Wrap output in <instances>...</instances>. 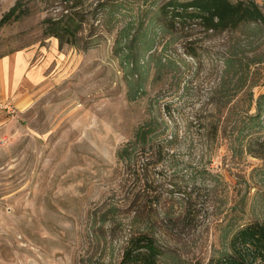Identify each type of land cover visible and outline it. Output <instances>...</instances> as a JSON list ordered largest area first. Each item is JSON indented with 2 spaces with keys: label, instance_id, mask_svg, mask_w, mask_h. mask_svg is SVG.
Here are the masks:
<instances>
[{
  "label": "rangeland",
  "instance_id": "1",
  "mask_svg": "<svg viewBox=\"0 0 264 264\" xmlns=\"http://www.w3.org/2000/svg\"><path fill=\"white\" fill-rule=\"evenodd\" d=\"M17 1L29 14L0 27V60L30 52L42 80L23 100L0 102V264H120L137 215L133 224L154 233L179 264H205L229 221H252L251 198L264 190V159L236 150L229 126L253 114L264 93L262 32L193 26L169 43L158 36L152 54L165 45L175 64L159 80L150 73L145 95L129 101L115 55L125 41H116L122 29L137 30L152 0H118L113 30L101 27L85 51L59 48L42 33V20L68 0L50 9L0 0V19ZM103 1L67 4L90 13ZM228 57L234 73L225 77ZM146 121L145 150L130 167L117 163V150ZM193 174L206 183H193L186 200L174 190L171 204L167 183Z\"/></svg>",
  "mask_w": 264,
  "mask_h": 264
},
{
  "label": "trees",
  "instance_id": "2",
  "mask_svg": "<svg viewBox=\"0 0 264 264\" xmlns=\"http://www.w3.org/2000/svg\"><path fill=\"white\" fill-rule=\"evenodd\" d=\"M36 1L50 9L58 0ZM69 1L58 2L61 10L42 20L43 35L56 39L59 48L71 45L83 51L87 50L99 36L97 34L101 27L108 32L113 30L112 21L123 10L118 0H104L92 12L81 13L68 6ZM149 4L137 30L131 34L122 29L116 41L117 45L120 40L125 41L121 48L115 50V55L122 68L129 101L145 95L144 87L150 73H153V81L159 80L165 69L175 64L174 61L168 62L164 56L167 52L165 45L164 51L157 57L152 54L158 36L169 37V43L178 33L193 26L213 34L248 28L255 31L254 34L262 32L264 35V1L262 6L256 0H152ZM28 14L26 1H17L0 19V27L10 21H19ZM185 54L190 58L195 57L194 52L188 49ZM232 59H223L225 77L234 73ZM254 109L253 114L247 112L242 118L229 123V126L235 123L230 135L234 138L236 150L246 149L249 154L264 159V93L255 100ZM150 125V121H146V124L135 130L132 140L117 150V163L130 167L138 154L137 150H145L152 133V129L148 128ZM260 175L264 182V170H260ZM186 179L176 183H167V180L162 182V186L167 183L166 188H171L168 195L171 204L175 197L172 194L174 190L177 195L183 193V199L186 200L190 196L186 191L192 190L193 183L207 181L202 177L197 180L195 174L187 176ZM155 188L157 191L160 189L158 186ZM250 210L253 214L251 222L229 221L220 230L219 248L212 251L205 264H264V190H259L252 196ZM134 221H139V215L131 223L133 226L125 239L126 247L120 264H179L178 257L166 252L155 239L154 233L141 230L133 224Z\"/></svg>",
  "mask_w": 264,
  "mask_h": 264
},
{
  "label": "crops",
  "instance_id": "3",
  "mask_svg": "<svg viewBox=\"0 0 264 264\" xmlns=\"http://www.w3.org/2000/svg\"><path fill=\"white\" fill-rule=\"evenodd\" d=\"M33 61L34 54L30 52L0 60V102L13 96L23 100L24 93L41 83L42 69Z\"/></svg>",
  "mask_w": 264,
  "mask_h": 264
}]
</instances>
